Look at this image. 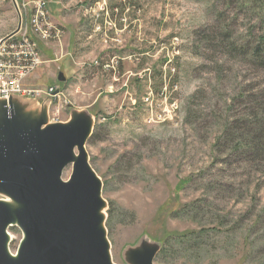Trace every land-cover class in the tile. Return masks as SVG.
<instances>
[{"label":"rangeland","instance_id":"obj_1","mask_svg":"<svg viewBox=\"0 0 264 264\" xmlns=\"http://www.w3.org/2000/svg\"><path fill=\"white\" fill-rule=\"evenodd\" d=\"M55 1L61 37L39 42L44 61L27 85L61 91L48 123L92 117L85 150L113 262L129 264L127 251L149 243L153 264H264V151L232 141L264 94V70L247 53L263 33L257 11L222 0ZM4 11L0 35L18 22L10 4ZM148 93L154 113L177 108L149 123ZM228 120L239 130L214 146ZM8 232L15 251L21 230Z\"/></svg>","mask_w":264,"mask_h":264},{"label":"water","instance_id":"obj_2","mask_svg":"<svg viewBox=\"0 0 264 264\" xmlns=\"http://www.w3.org/2000/svg\"><path fill=\"white\" fill-rule=\"evenodd\" d=\"M65 79L59 72L57 80ZM50 101L0 99V264H116L102 182L85 150L92 117L73 111L65 122L48 123ZM12 226L22 233L15 251ZM157 251L142 243L127 251V261L153 264Z\"/></svg>","mask_w":264,"mask_h":264},{"label":"built area","instance_id":"obj_3","mask_svg":"<svg viewBox=\"0 0 264 264\" xmlns=\"http://www.w3.org/2000/svg\"><path fill=\"white\" fill-rule=\"evenodd\" d=\"M16 7L19 26L5 35H0V99L8 100L12 95L36 98L40 101L59 99L61 91L55 84L37 88L27 85V79L44 61L39 42L59 40L61 29L50 16L46 0H0V16L5 5ZM165 94V92H162ZM143 101L149 106L147 121L162 122L177 108L176 101L168 109L153 111V99L148 93ZM60 103V102H59Z\"/></svg>","mask_w":264,"mask_h":264},{"label":"trees","instance_id":"obj_4","mask_svg":"<svg viewBox=\"0 0 264 264\" xmlns=\"http://www.w3.org/2000/svg\"><path fill=\"white\" fill-rule=\"evenodd\" d=\"M226 6H230L233 2H237L240 8L248 7L252 11H257V19L263 23V33L259 37L258 42L253 46L249 52L251 59L256 61L264 70V0H222ZM71 72H75V67H70ZM66 75V73H65ZM260 100L258 102V112H253V116L244 115L241 118L244 132L241 138L232 137V132L235 128L234 120L227 121L222 134L216 139L214 146H219L229 141V136L232 137L234 151H243L244 153L264 151V141L262 136L264 134V94L260 93ZM251 129V130H250ZM236 130H239L236 129ZM250 130V131H249ZM92 136V135H91ZM90 136V137H91ZM89 139V138H88ZM224 140V141H223ZM260 158H257V160Z\"/></svg>","mask_w":264,"mask_h":264},{"label":"crops","instance_id":"obj_5","mask_svg":"<svg viewBox=\"0 0 264 264\" xmlns=\"http://www.w3.org/2000/svg\"><path fill=\"white\" fill-rule=\"evenodd\" d=\"M49 2H51V4H55L56 3V1L55 0H47V3H48V7H49ZM48 10H49V14L51 15V17L56 21V22H58L59 24H63L62 23V19H61V15L59 14V12H55L54 11V7L52 8H48ZM58 14V15H57ZM13 25H12V27L14 28L15 27V25H16V22H13L12 23ZM64 26V25H63ZM12 27H11V29L10 30H8L7 32H5V33H3V35H5V34H7L8 32H10L11 30H12ZM65 27V26H64ZM48 61H50V60H48ZM76 69H77V67H75Z\"/></svg>","mask_w":264,"mask_h":264},{"label":"bare ground","instance_id":"obj_6","mask_svg":"<svg viewBox=\"0 0 264 264\" xmlns=\"http://www.w3.org/2000/svg\"><path fill=\"white\" fill-rule=\"evenodd\" d=\"M65 169V168H64ZM64 172V171H63ZM9 233V232H8ZM9 236L11 237L10 233H9Z\"/></svg>","mask_w":264,"mask_h":264}]
</instances>
